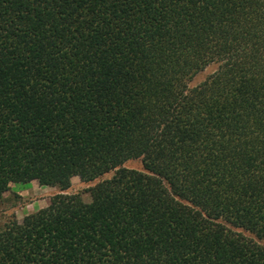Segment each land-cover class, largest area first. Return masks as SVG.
<instances>
[{
    "label": "trees",
    "instance_id": "obj_1",
    "mask_svg": "<svg viewBox=\"0 0 264 264\" xmlns=\"http://www.w3.org/2000/svg\"><path fill=\"white\" fill-rule=\"evenodd\" d=\"M31 181L0 264H264V0H0V200Z\"/></svg>",
    "mask_w": 264,
    "mask_h": 264
},
{
    "label": "rangeland",
    "instance_id": "obj_2",
    "mask_svg": "<svg viewBox=\"0 0 264 264\" xmlns=\"http://www.w3.org/2000/svg\"><path fill=\"white\" fill-rule=\"evenodd\" d=\"M217 64H210L202 72L198 73L190 82V85L200 83L217 69ZM124 166L128 168L142 170V163L140 159L130 160L124 163ZM112 172H109L99 178L106 179L111 177ZM98 180L90 183L82 182L78 177H73L71 187L65 193H80L85 202L90 201V194L88 189L92 187ZM58 193V189L49 186H40L37 181L32 184L27 183H14L11 184L9 190L3 194L0 200V227L10 220L15 219L21 221L22 218L30 213L36 212L39 207H45L49 204L50 198ZM248 235V233L244 232Z\"/></svg>",
    "mask_w": 264,
    "mask_h": 264
},
{
    "label": "crops",
    "instance_id": "obj_3",
    "mask_svg": "<svg viewBox=\"0 0 264 264\" xmlns=\"http://www.w3.org/2000/svg\"><path fill=\"white\" fill-rule=\"evenodd\" d=\"M34 181H31L30 183L32 184ZM42 187V186H41ZM39 208H41V207H39Z\"/></svg>",
    "mask_w": 264,
    "mask_h": 264
}]
</instances>
